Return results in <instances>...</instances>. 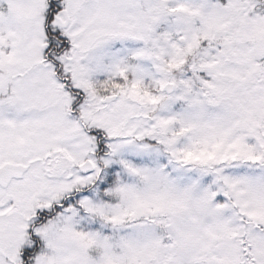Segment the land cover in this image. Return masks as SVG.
<instances>
[{
    "label": "snow or ice",
    "instance_id": "obj_1",
    "mask_svg": "<svg viewBox=\"0 0 264 264\" xmlns=\"http://www.w3.org/2000/svg\"><path fill=\"white\" fill-rule=\"evenodd\" d=\"M0 264H264V0H0Z\"/></svg>",
    "mask_w": 264,
    "mask_h": 264
}]
</instances>
